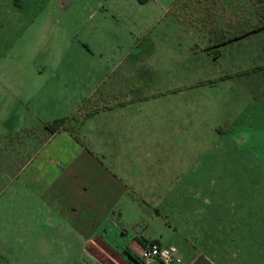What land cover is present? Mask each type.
I'll return each mask as SVG.
<instances>
[{"label":"rangeland","instance_id":"rangeland-1","mask_svg":"<svg viewBox=\"0 0 264 264\" xmlns=\"http://www.w3.org/2000/svg\"><path fill=\"white\" fill-rule=\"evenodd\" d=\"M111 2L0 0V117L5 115L0 131L71 117L88 99L86 109L116 105L90 119L88 126L96 129L93 136L102 148L97 151L103 155L116 156V144L122 142L131 160L144 163L139 166L140 179L132 182L143 197L131 193L129 202L119 201L110 223L94 231L108 251L104 253L80 239L78 231L54 218L47 220L45 213L36 207L32 212L12 196L19 182L10 187L7 181L14 174L10 160L24 161L26 137L45 133L38 129L8 134L1 138V171L7 179L0 183V264H119L124 260L119 240L124 231L130 236L142 232L133 211L143 210L144 219L154 191L264 194V68L251 67L264 63V34L219 47V60L211 56L216 49L207 50L220 33L241 28V21L251 17L249 1L193 0L187 16L178 3L179 19L171 12L157 26L177 29L175 35L170 31V45L154 46L148 54L147 43L140 58L130 56L103 78L98 67L106 66V57L126 55L130 44L125 38L119 52L108 50L109 45L107 52H100L105 43L89 36ZM165 2H152L147 8L158 11ZM126 8L131 16L140 14ZM119 23L128 22L115 19L112 26L121 40ZM64 86L68 101L58 94ZM90 92L93 96L88 97ZM119 103L123 106L117 107ZM111 131L112 140L102 141ZM138 143L140 149H134Z\"/></svg>","mask_w":264,"mask_h":264},{"label":"crops","instance_id":"crops-1","mask_svg":"<svg viewBox=\"0 0 264 264\" xmlns=\"http://www.w3.org/2000/svg\"><path fill=\"white\" fill-rule=\"evenodd\" d=\"M150 1L140 3L138 0H112L106 14H100L92 25L89 36L99 37L105 43L102 45L104 48L99 49L100 52L110 49L119 52V44L125 38L130 43L126 55L112 57L110 60L106 57V66L98 67L103 78L127 63L130 56L140 58L147 43L150 45L148 54L154 46L157 49L162 45L169 46L167 38L170 31H174L173 35L178 32L177 29L157 28L161 20L169 16L177 0H166L164 8L153 12L151 8H147L148 5L152 2L160 4V0ZM126 5L140 14H127ZM115 19L116 22H128L117 24L121 40L112 29ZM257 34H264V31L252 35ZM149 38L154 41L149 42ZM167 56L171 58V55ZM262 64L264 63H255L251 67ZM65 90L64 86L58 90V94L65 96L64 100L68 101L70 98L65 95ZM93 93L90 92L88 97L93 96ZM103 108L98 109L93 117L84 120L82 124L77 123L76 128L72 124L73 133L62 130L49 134L41 122L35 124L36 127L34 124L21 123L19 130H1L0 183L7 179L1 171V138L21 131L30 133L38 129L44 130V136L32 134L26 137L24 161L14 157L9 162L13 165L11 169L14 173L13 179H7L10 187L19 182L17 188L13 189L12 196L21 200L20 203L32 212L36 207V211L45 213L47 220L54 218L72 231H78L80 239L91 241L107 253L101 247L103 243L97 240L99 237L93 236L97 234L94 231L102 229L105 222L110 223L109 215L115 214L113 211L119 201L129 202L131 193L133 196L143 197L142 192L137 193L132 182L140 179L139 166L144 163L138 158L131 160L126 150L128 148L123 151L126 144L122 142L116 144L119 150L116 156H108L107 153L103 155V151H97L102 148L94 137L96 129L88 124L90 119L101 116L105 110L110 111ZM119 112L123 114L125 110ZM4 117L5 115L0 117L1 127H4ZM85 126L87 130L83 129ZM112 133L113 131L107 132L102 141L112 140ZM110 145H113L112 142ZM140 147L138 143L133 148ZM111 153L113 154V150ZM19 163L22 164L20 168L17 165ZM176 191L165 189L152 192L154 201L148 207L152 214L144 216V219L140 214L143 210L133 211L138 214L142 232L132 236L123 232L124 238L119 240V244L124 245L120 251L124 260L118 261L119 264H139L141 249L151 242L176 248L178 254L171 264H264V199H260L264 194L259 190H234L229 193L221 190L206 192L202 189L183 194ZM242 198L247 199L243 201ZM150 264L160 263L152 261Z\"/></svg>","mask_w":264,"mask_h":264},{"label":"trees","instance_id":"trees-1","mask_svg":"<svg viewBox=\"0 0 264 264\" xmlns=\"http://www.w3.org/2000/svg\"><path fill=\"white\" fill-rule=\"evenodd\" d=\"M147 0H138V2L140 3H144ZM193 0H181L180 5L184 7V11L183 15L187 16L188 15V7L191 4ZM197 2H201L203 0H196ZM251 7H252V15L249 18L245 19L241 21L242 27L239 29H235V30H225L223 33H220L219 36L214 38V42L213 45L210 46L209 48H207V50L209 49V52H211V50L216 49L215 50V54L211 55L212 57H214L216 59V57H219L221 52L220 49H218L219 47H223V46H227L230 43H232L233 41H237V40H242L252 34H256V33H260L262 31H264V0H248ZM178 3H175L172 8H171V12L174 13L179 19L180 17V13L178 11ZM192 23V19L189 20ZM238 30V31H237ZM206 50V51H207ZM264 68V64L262 65H257V66H253L252 69H257V68ZM89 100H86L81 107H79V109L77 110L76 114H74L71 117H67V118H61V119H56L53 120L49 123L44 124V128L45 130L49 133V134H53L55 132L58 131H68L70 133H73V127L72 124H82L84 120L93 117L97 112L98 109H86L87 108V102ZM116 105H106L104 106L105 109H111ZM122 107L123 104L119 103L117 107ZM156 243V242H155ZM130 259H132L131 256H129Z\"/></svg>","mask_w":264,"mask_h":264},{"label":"built area","instance_id":"built-area-1","mask_svg":"<svg viewBox=\"0 0 264 264\" xmlns=\"http://www.w3.org/2000/svg\"><path fill=\"white\" fill-rule=\"evenodd\" d=\"M177 250L174 247H163L155 242L144 246L139 255V264H150L152 261H158L160 264H171L177 257Z\"/></svg>","mask_w":264,"mask_h":264}]
</instances>
